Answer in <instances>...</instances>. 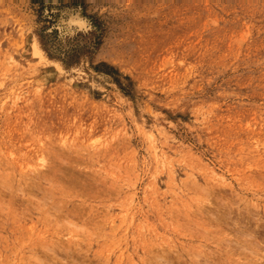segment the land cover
<instances>
[{
  "label": "rangeland",
  "instance_id": "1",
  "mask_svg": "<svg viewBox=\"0 0 264 264\" xmlns=\"http://www.w3.org/2000/svg\"><path fill=\"white\" fill-rule=\"evenodd\" d=\"M262 240L264 0H0V264H264Z\"/></svg>",
  "mask_w": 264,
  "mask_h": 264
},
{
  "label": "bare ground",
  "instance_id": "2",
  "mask_svg": "<svg viewBox=\"0 0 264 264\" xmlns=\"http://www.w3.org/2000/svg\"><path fill=\"white\" fill-rule=\"evenodd\" d=\"M33 42H34V41H33ZM33 48H34V52H33V53H34L35 55H38V56H41V57L43 56V55H42V51H41V49H40V47L38 46V43H37L36 41H35L34 44H33ZM44 59H45V58H44ZM44 174H45V173H44ZM36 182H37V181H36ZM57 192H58V191H57ZM43 194H44V192H43ZM48 196H51V194H49ZM43 198H45V197H43ZM34 199H36V198H34ZM42 201H43V200H42ZM49 201H50V199H49ZM55 201H56V200H55ZM2 202H3V201H2ZM29 202H30V201H29ZM44 202H45V200H44ZM22 203H23V202H22ZM48 203H49V202H48ZM4 204H5V203H4ZM32 204H33V203H32ZM34 204H35V203H34ZM43 204H44V203H43ZM51 204H52V203H51ZM40 205H42L41 202H40ZM45 205H46V204H45ZM53 205H54V204H53ZM42 206L44 207V205H42ZM228 206H229V205H228ZM8 207H9V206H8ZM49 207H51V206H48V208H49ZM52 207H54V206H52ZM230 207H231V206H230ZM18 208H19V207H18ZM38 208H39V207H38ZM48 208H46V209H48ZM42 209H43V208H42ZM50 209H51V208H49V210H50ZM55 209H56V208H55ZM57 209H58V208H57ZM39 210H40V209H39ZM42 211H43V210H42ZM8 212H9V211H8ZM10 213H11V212H10ZM44 214H45V213H44ZM238 214H239V213H238ZM46 215H48V214L46 213ZM224 215H225V214H222V216H224ZM219 217H220V216H219ZM224 217H225V216H224ZM230 217H231V216H230ZM230 217H229V218L227 217V218L230 220ZM225 218H226V217H225ZM249 221H250V220H249ZM237 222H238V221H237ZM247 223H248V221H247ZM243 224H244V223H243ZM243 224H242V225H243ZM234 225H235V224H234ZM234 225H232V226L234 227ZM248 225H250V223H249ZM228 226H229V225H228ZM230 226H231V225H230ZM230 226H229L228 228H231ZM236 226H237V225H236ZM250 226H252V225H250ZM250 226H247V227H250ZM238 227H239V225H238ZM243 228H245V224L243 225ZM254 228H255V227H253V228H251V229L253 230ZM234 230H235V229H234ZM236 230H237V229H236ZM241 230H242V227H241ZM246 230H247V232H248V231H251V230H249L248 228H247ZM228 231H229V229H228ZM243 231H244V230H243ZM243 231H241V232L239 231L240 234H241ZM254 231H255V230H254ZM251 232H253V231H251ZM251 232H248V233H251ZM234 234H237V233L235 232ZM246 234H247V233H246ZM253 234H254V233H253ZM251 235H252V233H251ZM255 235H256V234H255ZM243 236H244V237L246 236V235H245V232H244V235H243ZM247 236H248V235H247ZM252 236H253V235H252ZM256 236H257V235H256ZM231 237H232V236H231ZM241 237H242V236H241ZM253 237H254V236H253ZM253 237H252V238H253ZM254 238H255V237H254ZM230 239H231V238H230ZM239 239H240V238H239ZM259 239H260V237H259ZM259 239H258V240H259ZM232 240H233V239H232ZM242 240H243V239H242ZM244 240H245V239H244ZM244 240H243V241H244ZM247 240H248V239H247ZM247 240H246V241H247ZM250 240H251V239H250ZM253 240H254V239H253ZM55 241H56V240H55ZM260 241H261V239H260ZM260 241H259V242H260ZM262 241H264V240H262ZM254 242H255V240L252 241V243H254ZM256 242H257V241H256ZM256 242H255V243H256ZM228 243H229V242H228ZM231 243H232V241H231ZM252 243H251V244H252ZM263 243H264V242H263ZM234 244H235V243H233V245H234ZM249 244H250V243H249ZM252 245H254V244H252ZM256 245H257V243L255 244V247H256ZM259 245H260V243H259ZM261 245H264V244H261ZM261 245H260V246H261ZM239 246H240V244H239ZM242 246H243V245H242ZM242 246H240V247H242ZM260 246H259V247H260ZM244 247H245V246H244ZM246 247H247V246H246ZM248 248H249V247H248ZM257 248H258V247H257ZM260 248H261V247H260ZM262 248H263V247H262ZM243 249H244V248H243ZM244 250H245V249H244ZM252 251H253V250H252ZM258 251H259V250H258ZM258 251H256V252L258 253ZM263 251H264V249H263ZM245 252H246V251H245ZM246 253H247V252H246ZM250 254L252 255V252H251ZM248 255H249V254H248ZM253 255H254V253H253ZM263 255H264V254H263ZM53 256L55 257V255H52V257H53ZM263 257H264V256H263ZM56 258H57V257H56ZM248 258H249V257H248ZM254 258H255V257H254ZM257 258H259V257H257ZM260 258H261V257H260ZM52 259H53V258H52ZM59 259H60V258H59ZM56 260H57V259H56ZM160 260H161V259H160ZM261 260H263V259H261ZM73 261H74V258H73ZM75 261H76V260H75ZM206 261L208 262V264H211V263H209L208 260H206ZM42 262H43V261H42ZM47 262H49V260H48ZM82 262H84V261H82ZM207 262H204V263H207ZM262 262H264V260L261 261V263H262ZM40 263H41V262H40ZM45 263H46V262H45ZM52 263H53V262H52ZM52 263H51V264H52ZM74 263H75V262H74ZM80 263H81V262H80ZM246 263H247V262H246ZM41 264H42V263H41ZM77 264H78V263H77ZM83 264H84V263H83ZM90 264H91V263H90ZM171 264H172V263H171ZM249 264H250V263H249ZM258 264H259V262H258ZM262 264H263V263H262Z\"/></svg>",
  "mask_w": 264,
  "mask_h": 264
}]
</instances>
